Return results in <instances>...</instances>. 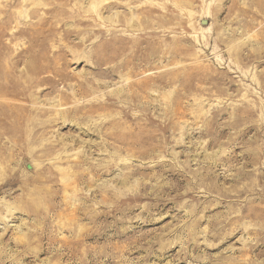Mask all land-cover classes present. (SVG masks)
Segmentation results:
<instances>
[{
    "label": "rangeland",
    "instance_id": "1",
    "mask_svg": "<svg viewBox=\"0 0 264 264\" xmlns=\"http://www.w3.org/2000/svg\"><path fill=\"white\" fill-rule=\"evenodd\" d=\"M0 264H264V0H0Z\"/></svg>",
    "mask_w": 264,
    "mask_h": 264
}]
</instances>
